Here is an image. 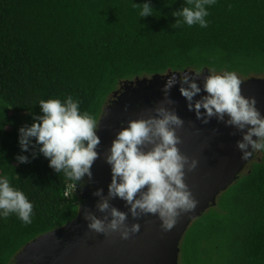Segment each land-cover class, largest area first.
<instances>
[{
    "label": "trees",
    "instance_id": "16d2710c",
    "mask_svg": "<svg viewBox=\"0 0 264 264\" xmlns=\"http://www.w3.org/2000/svg\"><path fill=\"white\" fill-rule=\"evenodd\" d=\"M133 2H149L153 15L140 17ZM184 6L186 0H0V176L33 204L31 224L14 213L0 217V264H12L27 243L79 210V195H65L72 181L49 166L35 138L22 153L19 129L43 115L40 100L71 95L98 123L122 82L206 67L264 75V0H216L206 28L174 27L172 13ZM251 164L189 226L179 264H264V153Z\"/></svg>",
    "mask_w": 264,
    "mask_h": 264
},
{
    "label": "clouds",
    "instance_id": "9594fccd",
    "mask_svg": "<svg viewBox=\"0 0 264 264\" xmlns=\"http://www.w3.org/2000/svg\"><path fill=\"white\" fill-rule=\"evenodd\" d=\"M215 3L216 0H186V6L172 13L177 17L174 27L186 24L189 27L199 25L206 28V17L210 15L208 8ZM133 6L140 9V17L153 15V7L149 2L143 3L142 7L133 2ZM208 68L210 74L205 78L203 89L196 77L204 69L188 72L185 69L173 70L163 87L166 100L172 103L167 97L170 89L178 82L176 73L179 72L180 92L187 99L189 110H195L198 119L208 123L215 117L239 131L242 139L237 141V147L242 152V159L249 160L253 154L255 157V153H264V115L256 106V98L242 94V81L235 71L217 72L215 68ZM202 90L207 95H202L193 103L194 97ZM38 103L43 115L34 117L31 125L19 129L22 153L34 147L35 138V145H39V153L49 159V166L59 174L63 172L73 182L70 187H77L73 193L81 197L78 191L83 184H77L85 176L92 178L91 168L99 155L97 148L101 138L97 134V120L88 111H81L80 101L71 95L63 100L49 98ZM154 111L156 115L147 119L129 120L112 142L106 157L112 170L108 197H103V189L94 193L102 198L97 205L98 209L106 213L110 209V213L103 219L91 212L85 217L88 227L97 233L120 231L123 238H128L130 233L140 229L139 223L129 228L126 224L128 213L112 206L109 198L118 196L123 199L130 206L129 211L133 217L147 213L158 214L165 230L174 226L181 212H190L198 204L184 180L185 167L195 169L198 161L193 159L189 162V157L178 148L180 137L176 134V127L182 126L184 121L175 110L163 103ZM121 123L123 125L124 122ZM146 143L153 147L145 151L141 146ZM35 155L33 152V157ZM254 157L247 165L252 163ZM17 160L27 163L29 156L18 154ZM13 213L25 225L31 224L33 204L22 190L12 186L7 176H0V217L7 218Z\"/></svg>",
    "mask_w": 264,
    "mask_h": 264
},
{
    "label": "water",
    "instance_id": "95a60500",
    "mask_svg": "<svg viewBox=\"0 0 264 264\" xmlns=\"http://www.w3.org/2000/svg\"><path fill=\"white\" fill-rule=\"evenodd\" d=\"M171 74L156 73L150 77L126 81V87H120L112 93L98 121L97 134L101 143L97 148L98 158L91 168L93 176L91 179L85 176V182L78 191L81 197L77 216L64 226L41 234L27 243L17 253L12 264H179L180 242L191 223L216 203L220 193L239 179L254 154L249 160L242 159V152L237 147L242 134L234 127L215 117L203 123L197 118L195 110H189L188 101L180 92L179 72L176 73L178 82L170 89L167 97L172 103H168L163 87ZM209 74L210 69L206 67L196 77L202 89ZM239 78L242 81V94L255 97L256 106L264 115V76ZM136 87L143 90L141 96L125 94L126 88ZM202 95L207 93L202 90L194 97L193 103ZM152 96L156 97L151 99ZM142 97L151 100L142 103ZM161 103L175 110L184 121L182 126L176 127V134L180 137L178 148L189 157V162L193 159L198 161L195 169L185 167L184 176L198 204L190 212H181L174 226L165 230L158 214L147 213L133 217L129 211L130 206L123 199L118 196L109 198L112 206L128 213L126 224L129 228L139 223L140 229L130 233L128 238H123L120 231L97 233L88 227L85 217L91 212L103 219L110 213V209L108 213L98 209L97 205L102 198L94 193L103 189V197H108L112 170L106 157L112 142L129 120L147 119L156 115L154 109ZM121 122H124L123 125ZM141 147L147 151L153 145L146 143Z\"/></svg>",
    "mask_w": 264,
    "mask_h": 264
},
{
    "label": "flooded vegetation",
    "instance_id": "af4514ba",
    "mask_svg": "<svg viewBox=\"0 0 264 264\" xmlns=\"http://www.w3.org/2000/svg\"><path fill=\"white\" fill-rule=\"evenodd\" d=\"M121 84H122V85L120 86L121 88L126 87V85H124V84H125L124 82H122ZM122 86H123V87H122ZM120 87H119V88H120ZM119 88H118V89H119ZM118 89H117V90H118ZM140 92H143V90H142L141 88H139V87H136V88H133V89H131V88H130V89H129V88H126V89H125V94L128 95V96H129V95L131 96V95H133V94H136V95H140V96H141L142 93H140ZM154 92H155V91H154ZM154 92H153V93H154ZM155 97H156V96H152L151 99H154ZM151 99H150V100H151ZM150 100H148L146 97H142V98L140 99V101H141L142 103H144V102L149 103ZM255 154H256V153H255ZM251 166H252V164H248V165L245 167V169L242 171V174H244L245 172H248L249 169L251 168ZM242 174H241V175H242ZM179 257H180V255H179Z\"/></svg>",
    "mask_w": 264,
    "mask_h": 264
},
{
    "label": "built area",
    "instance_id": "2783aa9c",
    "mask_svg": "<svg viewBox=\"0 0 264 264\" xmlns=\"http://www.w3.org/2000/svg\"><path fill=\"white\" fill-rule=\"evenodd\" d=\"M72 184H73V182H70V183L68 184V187H67L66 192H65V193H68V195H67L68 197H69L71 194H73V192H75L76 189H77V187H76V189H75L74 187H70Z\"/></svg>",
    "mask_w": 264,
    "mask_h": 264
},
{
    "label": "rangeland",
    "instance_id": "374dc122",
    "mask_svg": "<svg viewBox=\"0 0 264 264\" xmlns=\"http://www.w3.org/2000/svg\"><path fill=\"white\" fill-rule=\"evenodd\" d=\"M257 154H258V153H257ZM221 195H222V193L218 196V199H217V202H218V203H219V201H220V199H221V197H222ZM216 204H217V203H216ZM216 204H215L214 206H216ZM210 209H211V208H210ZM192 224H193V222L191 223V226H192ZM191 226H190V227H191ZM188 230H189V228H188ZM188 230H187V231H188ZM186 233H187V232H186ZM185 235H186V234H185ZM185 235H184V238H185Z\"/></svg>",
    "mask_w": 264,
    "mask_h": 264
}]
</instances>
